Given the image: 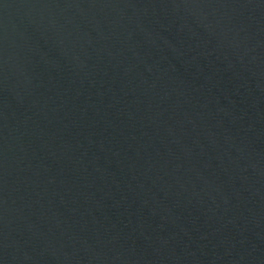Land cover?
Wrapping results in <instances>:
<instances>
[{
	"label": "water",
	"instance_id": "95a60500",
	"mask_svg": "<svg viewBox=\"0 0 264 264\" xmlns=\"http://www.w3.org/2000/svg\"><path fill=\"white\" fill-rule=\"evenodd\" d=\"M0 264H264V0H0Z\"/></svg>",
	"mask_w": 264,
	"mask_h": 264
}]
</instances>
